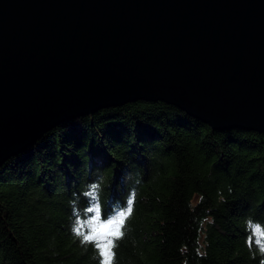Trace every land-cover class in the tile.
<instances>
[{
  "label": "trees",
  "instance_id": "1",
  "mask_svg": "<svg viewBox=\"0 0 264 264\" xmlns=\"http://www.w3.org/2000/svg\"><path fill=\"white\" fill-rule=\"evenodd\" d=\"M114 264H261L264 134L214 131L165 103L71 120L0 167V264H100L73 235L126 210Z\"/></svg>",
  "mask_w": 264,
  "mask_h": 264
},
{
  "label": "water",
  "instance_id": "2",
  "mask_svg": "<svg viewBox=\"0 0 264 264\" xmlns=\"http://www.w3.org/2000/svg\"><path fill=\"white\" fill-rule=\"evenodd\" d=\"M137 102L264 134V0H0V167Z\"/></svg>",
  "mask_w": 264,
  "mask_h": 264
},
{
  "label": "clouds",
  "instance_id": "3",
  "mask_svg": "<svg viewBox=\"0 0 264 264\" xmlns=\"http://www.w3.org/2000/svg\"><path fill=\"white\" fill-rule=\"evenodd\" d=\"M135 194H136L135 190H133L128 202L135 198ZM128 202H127V207H128ZM132 209H133V205H132ZM245 223H246V230L249 232V235L246 240L249 250L250 251L252 250V245L254 243L256 245V249L259 252V254L261 256H264V224H261L258 221H254L251 218L246 219ZM77 228H80V227H76L74 224L73 225V235L76 236L81 241L82 245L87 246L91 244L96 250L97 256L100 258V264H106L105 256L102 254L101 246L107 243V237L110 231L112 230L111 226L97 225L96 230L93 233L92 229L89 226V221H88L86 229L84 231L81 230L80 232H78ZM257 228L260 230L259 232L256 231ZM88 236H91V238L90 239L86 238ZM114 260H115V253L113 251V257L111 260V264H114ZM261 264H264V260L261 261Z\"/></svg>",
  "mask_w": 264,
  "mask_h": 264
},
{
  "label": "snow or ice",
  "instance_id": "4",
  "mask_svg": "<svg viewBox=\"0 0 264 264\" xmlns=\"http://www.w3.org/2000/svg\"><path fill=\"white\" fill-rule=\"evenodd\" d=\"M132 205L133 200H130L128 202V207L126 210L119 212L118 215L114 216L113 218L107 219L106 221L102 220L99 206H97L95 209H90V211L95 212L94 218L89 221V226L92 229L93 233L95 232L97 225L111 226L112 229L107 237V243L101 246L102 254L105 256L106 264H111L115 240L122 238L124 235L123 229L125 228L126 221L132 215ZM77 231L80 232L81 228H77ZM256 231L259 232L260 230L257 228ZM86 238L90 239L91 236H88Z\"/></svg>",
  "mask_w": 264,
  "mask_h": 264
}]
</instances>
